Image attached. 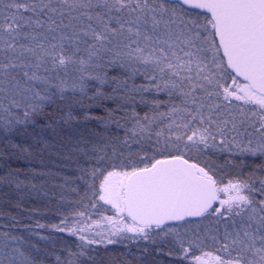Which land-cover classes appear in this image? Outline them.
<instances>
[{
    "label": "snow or ice",
    "instance_id": "6c2138e0",
    "mask_svg": "<svg viewBox=\"0 0 264 264\" xmlns=\"http://www.w3.org/2000/svg\"><path fill=\"white\" fill-rule=\"evenodd\" d=\"M0 264H264V0H0Z\"/></svg>",
    "mask_w": 264,
    "mask_h": 264
}]
</instances>
